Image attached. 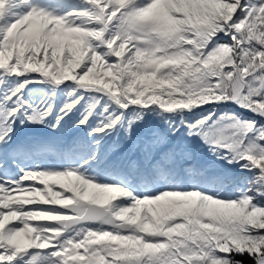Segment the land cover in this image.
<instances>
[{
    "label": "snow or ice",
    "instance_id": "snow-or-ice-1",
    "mask_svg": "<svg viewBox=\"0 0 264 264\" xmlns=\"http://www.w3.org/2000/svg\"><path fill=\"white\" fill-rule=\"evenodd\" d=\"M0 264H264V0H0Z\"/></svg>",
    "mask_w": 264,
    "mask_h": 264
},
{
    "label": "trees",
    "instance_id": "trees-1",
    "mask_svg": "<svg viewBox=\"0 0 264 264\" xmlns=\"http://www.w3.org/2000/svg\"><path fill=\"white\" fill-rule=\"evenodd\" d=\"M34 98L36 100H39L41 98V93H39L38 91L34 94Z\"/></svg>",
    "mask_w": 264,
    "mask_h": 264
}]
</instances>
